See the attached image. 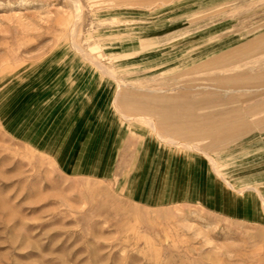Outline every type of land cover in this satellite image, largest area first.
<instances>
[{
	"label": "rangeland",
	"instance_id": "rangeland-1",
	"mask_svg": "<svg viewBox=\"0 0 264 264\" xmlns=\"http://www.w3.org/2000/svg\"><path fill=\"white\" fill-rule=\"evenodd\" d=\"M66 66L107 82L120 113L170 111L261 217L146 208L21 140L20 110L34 124ZM0 264H264V0H0Z\"/></svg>",
	"mask_w": 264,
	"mask_h": 264
},
{
	"label": "crops",
	"instance_id": "crops-1",
	"mask_svg": "<svg viewBox=\"0 0 264 264\" xmlns=\"http://www.w3.org/2000/svg\"><path fill=\"white\" fill-rule=\"evenodd\" d=\"M77 72L82 74L76 76ZM85 72L74 66L57 70L49 86L41 87L50 89L54 103L47 104L49 98L43 95L41 104L30 106L34 124L20 110L21 140L49 154L67 174L111 181L126 198L146 208L198 204L232 218L254 219L253 209L261 217L257 199H236L233 189L220 181L212 150L204 153L194 138L182 136L185 126L183 133L172 135L170 111L163 112L160 121L148 108L143 114L148 126L140 124L138 107L120 113L113 88L107 82L93 86L96 82ZM50 113L52 120L47 118ZM205 119L213 128L218 115Z\"/></svg>",
	"mask_w": 264,
	"mask_h": 264
},
{
	"label": "bare ground",
	"instance_id": "bare-ground-1",
	"mask_svg": "<svg viewBox=\"0 0 264 264\" xmlns=\"http://www.w3.org/2000/svg\"><path fill=\"white\" fill-rule=\"evenodd\" d=\"M231 188V187H230Z\"/></svg>",
	"mask_w": 264,
	"mask_h": 264
}]
</instances>
